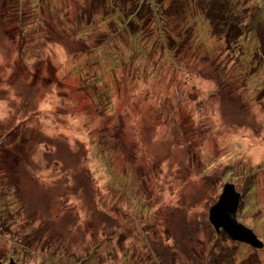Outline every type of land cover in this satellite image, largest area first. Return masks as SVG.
Here are the masks:
<instances>
[{
  "label": "rangeland",
  "instance_id": "rangeland-1",
  "mask_svg": "<svg viewBox=\"0 0 264 264\" xmlns=\"http://www.w3.org/2000/svg\"><path fill=\"white\" fill-rule=\"evenodd\" d=\"M207 1L0 0V264H264V0Z\"/></svg>",
  "mask_w": 264,
  "mask_h": 264
},
{
  "label": "water",
  "instance_id": "water-1",
  "mask_svg": "<svg viewBox=\"0 0 264 264\" xmlns=\"http://www.w3.org/2000/svg\"><path fill=\"white\" fill-rule=\"evenodd\" d=\"M241 193L232 183L224 185L218 202L209 211V221L217 232L223 229L234 241L261 249L264 243L249 227L241 224L237 219V210L240 205ZM8 264H18L11 260Z\"/></svg>",
  "mask_w": 264,
  "mask_h": 264
},
{
  "label": "trees",
  "instance_id": "trees-1",
  "mask_svg": "<svg viewBox=\"0 0 264 264\" xmlns=\"http://www.w3.org/2000/svg\"><path fill=\"white\" fill-rule=\"evenodd\" d=\"M165 1H167V0H165ZM211 0H208L207 2L210 4V5H208V9L211 11V13L213 12L212 10L213 9H215V7L217 6V4H212V3H215V2H210ZM220 4H221V6H223L224 5V3L226 2L225 0H220ZM235 4H237V3H235ZM216 5V6H215ZM228 8V7H227ZM237 9V8H236ZM236 9H234V10H236ZM205 13L209 16L208 18H209V21H213V18H212V16H211V13L210 12H208L207 10L205 11ZM234 14V13H233ZM234 16H235V14H234ZM214 28H215V26H214ZM213 28V29H214ZM215 30V29H214ZM216 33V32H215ZM214 33V35L216 36V34ZM219 33V32H218ZM222 33V32H221ZM219 35H221V34H219Z\"/></svg>",
  "mask_w": 264,
  "mask_h": 264
},
{
  "label": "bare ground",
  "instance_id": "bare-ground-1",
  "mask_svg": "<svg viewBox=\"0 0 264 264\" xmlns=\"http://www.w3.org/2000/svg\"><path fill=\"white\" fill-rule=\"evenodd\" d=\"M225 232V231H224Z\"/></svg>",
  "mask_w": 264,
  "mask_h": 264
}]
</instances>
